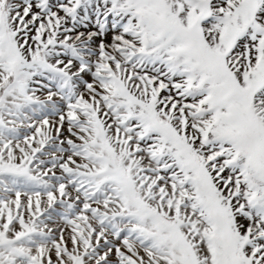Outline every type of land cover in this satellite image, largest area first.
Here are the masks:
<instances>
[{"label":"snow or ice","instance_id":"1","mask_svg":"<svg viewBox=\"0 0 264 264\" xmlns=\"http://www.w3.org/2000/svg\"><path fill=\"white\" fill-rule=\"evenodd\" d=\"M0 264H264V0H0Z\"/></svg>","mask_w":264,"mask_h":264}]
</instances>
